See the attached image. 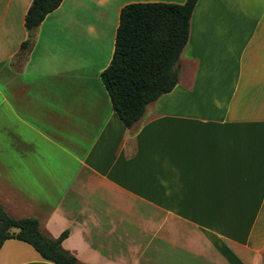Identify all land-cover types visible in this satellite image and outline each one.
I'll return each instance as SVG.
<instances>
[{
	"label": "crops",
	"instance_id": "0c3cea01",
	"mask_svg": "<svg viewBox=\"0 0 264 264\" xmlns=\"http://www.w3.org/2000/svg\"><path fill=\"white\" fill-rule=\"evenodd\" d=\"M0 0V205L79 264H263L264 0H197L175 87L127 128L101 80L121 8ZM0 264H54L7 239Z\"/></svg>",
	"mask_w": 264,
	"mask_h": 264
},
{
	"label": "trees",
	"instance_id": "16d2710c",
	"mask_svg": "<svg viewBox=\"0 0 264 264\" xmlns=\"http://www.w3.org/2000/svg\"><path fill=\"white\" fill-rule=\"evenodd\" d=\"M197 0L183 4L134 2L120 10L114 52L101 80L114 112L129 128L139 120L146 106L170 92L178 80V62L187 43L190 18ZM62 0H32L25 14L28 37L18 57L26 56L34 44V31L45 16ZM45 235L35 217L15 218L0 205V248L10 238L31 245L45 260L54 264H79L61 245L67 236Z\"/></svg>",
	"mask_w": 264,
	"mask_h": 264
},
{
	"label": "rangeland",
	"instance_id": "374dc122",
	"mask_svg": "<svg viewBox=\"0 0 264 264\" xmlns=\"http://www.w3.org/2000/svg\"><path fill=\"white\" fill-rule=\"evenodd\" d=\"M34 39H35V37H34ZM27 56H28V55H26V56H24V57H18V58H20L19 62H20V63H24L25 60L27 59ZM263 264H264V258H263Z\"/></svg>",
	"mask_w": 264,
	"mask_h": 264
}]
</instances>
